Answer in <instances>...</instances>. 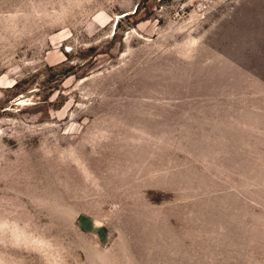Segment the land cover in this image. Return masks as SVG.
I'll use <instances>...</instances> for the list:
<instances>
[{
  "label": "rangeland",
  "instance_id": "obj_1",
  "mask_svg": "<svg viewBox=\"0 0 264 264\" xmlns=\"http://www.w3.org/2000/svg\"><path fill=\"white\" fill-rule=\"evenodd\" d=\"M245 5L0 0V264H264Z\"/></svg>",
  "mask_w": 264,
  "mask_h": 264
},
{
  "label": "crops",
  "instance_id": "obj_2",
  "mask_svg": "<svg viewBox=\"0 0 264 264\" xmlns=\"http://www.w3.org/2000/svg\"><path fill=\"white\" fill-rule=\"evenodd\" d=\"M241 1H245L246 9L243 10V14H232L237 25L231 34H264V0Z\"/></svg>",
  "mask_w": 264,
  "mask_h": 264
}]
</instances>
